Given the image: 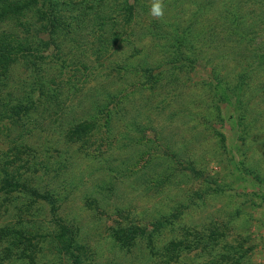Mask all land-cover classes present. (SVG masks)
Returning a JSON list of instances; mask_svg holds the SVG:
<instances>
[{"label":"trees","instance_id":"obj_1","mask_svg":"<svg viewBox=\"0 0 264 264\" xmlns=\"http://www.w3.org/2000/svg\"><path fill=\"white\" fill-rule=\"evenodd\" d=\"M164 3L159 20L151 0H0V264H233L225 250L187 262L218 242L187 228L185 210L224 188L193 143L147 131L170 106L198 139L226 105L248 134L264 102V0ZM200 65L206 98L187 101L182 88ZM212 133L226 149L224 133ZM237 168L254 171L244 159ZM191 178L204 188L187 203L160 202L143 224L123 201L127 189L158 199ZM90 231H111L108 256Z\"/></svg>","mask_w":264,"mask_h":264},{"label":"rangeland","instance_id":"obj_2","mask_svg":"<svg viewBox=\"0 0 264 264\" xmlns=\"http://www.w3.org/2000/svg\"><path fill=\"white\" fill-rule=\"evenodd\" d=\"M227 63L226 70L233 71V63ZM19 71L21 70L18 69L17 72ZM205 77L209 81L211 80L209 71L200 65L196 73L191 76L193 85L187 87V89L182 88L184 90L183 96L187 101L200 100L201 97L206 98L203 90L205 87L202 85V78ZM187 79L186 75H183L181 83ZM177 104V106H180L182 101L177 102ZM182 105L187 106V103ZM191 107L192 112L200 109L199 105H196L197 108L192 105ZM170 110H173V107L167 106L163 112H154V124L152 129L147 131L149 139H153L152 133L153 130H156L157 132L162 131L167 138L177 140L178 144L193 143L194 147L196 146L198 149L197 154L203 159L201 165L211 164L207 177L212 179L213 183L216 182L217 186L224 188L223 192L209 195L206 199L199 200L196 204H189L186 208L183 218L184 225L190 228L192 232H201V238H204L205 241L218 242L215 250L200 249L196 254L192 253L187 262H204L207 258H211L210 254L216 255L220 259L225 251H229L233 255V264H264V102L258 103L256 110V112L263 111L262 115L255 112L247 120L248 134L241 132L242 128L237 123L238 118H233V108L223 105L225 120L223 122L214 120L212 128L209 129L202 126L203 128L199 130L202 135L199 134L198 139H191L188 131L195 124H189L187 119H180L179 114L178 117H172ZM180 110L183 113L187 112V109ZM204 110L206 108L201 111L204 112ZM188 114L187 112L186 115ZM204 114L208 113L204 112ZM179 119L181 122H179ZM214 129H218L226 136V149L219 147L218 139L212 133ZM142 135L139 136L142 137ZM243 136H246L247 142L245 149L241 140ZM190 140L192 141L190 142ZM161 141L165 143L164 139ZM143 144H147L146 140L143 141ZM242 159H244L245 165L249 169L254 170L253 173H247L245 170L241 171L237 168L239 161ZM254 174H260L262 181H256ZM189 180L190 182L183 189L178 190L173 189V187L169 193L158 199L152 198V196L155 197L152 192L145 197L141 192L127 189L123 201L127 200L125 202L131 203L132 213L137 211L139 217L143 216L139 220L134 217L139 224H143L145 223L144 220H149L150 215L148 216V214L160 208L163 209L160 202L164 201V204L174 205L175 202L182 200L184 196V202H186L190 198L191 192L204 188L202 181L191 183L192 178ZM128 184H125V186H128ZM72 204L77 205V202ZM79 209L82 214L87 212L82 206H79ZM143 212H145L144 215ZM113 218L110 223L116 220ZM102 228L104 229V227ZM107 228L108 226H106V230ZM110 232H102L101 235H97L99 233L97 231L89 232L90 236L94 235L90 237L88 242L90 244H100L99 249L103 256H108V253H110L111 243L106 240ZM100 236H103L105 241ZM226 245L231 246L230 250ZM201 248H204V246L202 245ZM137 250L139 251V247H137ZM224 262L226 263V259H224Z\"/></svg>","mask_w":264,"mask_h":264},{"label":"clouds","instance_id":"obj_3","mask_svg":"<svg viewBox=\"0 0 264 264\" xmlns=\"http://www.w3.org/2000/svg\"><path fill=\"white\" fill-rule=\"evenodd\" d=\"M166 5L164 0H151L149 15L155 19L163 20Z\"/></svg>","mask_w":264,"mask_h":264}]
</instances>
